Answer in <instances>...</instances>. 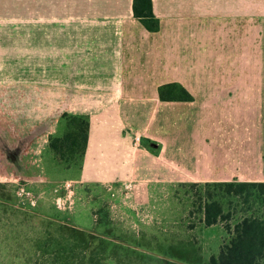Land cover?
Listing matches in <instances>:
<instances>
[{"label":"crops","instance_id":"obj_1","mask_svg":"<svg viewBox=\"0 0 264 264\" xmlns=\"http://www.w3.org/2000/svg\"><path fill=\"white\" fill-rule=\"evenodd\" d=\"M133 2L0 0V47L6 36L14 38L5 51L26 53L27 100L47 102L41 133L54 134L62 114L89 119L87 150L74 177L78 196L69 212L87 213L94 226L104 216L105 210L93 215V209L104 206L100 184L108 179L119 194L117 207L134 209L139 199L149 204L186 179L264 181L257 174L264 171L259 128L241 123L243 114L255 121L263 109L252 73L258 53L264 61V0H152L160 21L156 32L135 17ZM243 52L254 54L248 78L242 77ZM172 84L194 99L162 100L160 88ZM12 91L9 98L17 101V88ZM10 117L15 133L17 114ZM2 124L0 119V132H7ZM35 127L29 133L39 132ZM137 135L140 150L134 148ZM5 146L0 181H12L15 138ZM127 183L134 189L124 196L118 188Z\"/></svg>","mask_w":264,"mask_h":264},{"label":"rangeland","instance_id":"obj_2","mask_svg":"<svg viewBox=\"0 0 264 264\" xmlns=\"http://www.w3.org/2000/svg\"><path fill=\"white\" fill-rule=\"evenodd\" d=\"M21 37L25 42L26 37ZM3 39L5 42L1 44L4 46L0 47V119L2 129L7 128V132H0V147H6L5 142L12 143L15 138L18 158L17 177L12 181H0V264H211V257L218 256L221 245L228 239L224 223L205 224V182L219 181H179L170 195L160 192L146 205L141 203L144 199L141 198L134 209L130 204V207L126 204L117 207L119 194L113 193L114 188L110 190L114 181L108 179L105 183L109 184H100L104 185L99 194L104 206L93 209V215L105 210L102 218H96L99 223L92 225V216L85 212H69L76 204L79 184L74 177L81 166L66 168L57 161L48 145L51 136L67 132L69 119L64 117L65 114L56 118L57 129L50 137L41 133L43 126L40 124L44 118L40 115L46 110L47 102L27 100L31 90L27 82L31 79L27 76L26 53L5 51L11 49L14 38L6 36ZM247 39L243 38V42ZM257 56L258 67L252 75L257 76L258 92H263L262 99L257 101L263 109H259L255 121L249 112L243 114L241 123L257 124L260 156L264 152V61L261 53ZM253 57L254 54H242L243 78L250 76ZM14 82H17L16 87ZM13 88H17V101L9 98ZM37 88L40 90V86ZM11 112L17 114L15 133L9 130ZM209 123L205 118V124ZM31 125L39 132L29 133ZM133 134L131 132V137ZM180 136L178 141L182 143ZM257 174H264V171ZM68 181L72 186L66 189ZM22 188L41 195L40 201L35 206L29 205L20 196ZM118 189L125 196L134 188L128 190L124 185ZM125 207L130 209L128 216ZM150 209L156 212L148 211Z\"/></svg>","mask_w":264,"mask_h":264},{"label":"trees","instance_id":"obj_3","mask_svg":"<svg viewBox=\"0 0 264 264\" xmlns=\"http://www.w3.org/2000/svg\"><path fill=\"white\" fill-rule=\"evenodd\" d=\"M135 17L150 31L160 29L153 13L152 0H134ZM162 100H193L180 84L162 86ZM69 119L64 135L51 136L49 148L66 168L81 166L90 123L86 116L64 115ZM195 184L194 186H196ZM204 217L207 226L224 223L228 239L221 245L211 264H264V181L205 182Z\"/></svg>","mask_w":264,"mask_h":264},{"label":"built area","instance_id":"obj_4","mask_svg":"<svg viewBox=\"0 0 264 264\" xmlns=\"http://www.w3.org/2000/svg\"><path fill=\"white\" fill-rule=\"evenodd\" d=\"M134 148L135 150H140L141 146V136H135L134 138ZM72 186V184L68 181L65 183V187L66 189L70 188ZM110 190L113 188V184H111L110 186ZM125 187L128 189V190H131L133 188L132 184H125ZM20 196L23 197L25 200H27V202L29 203V205H32V206H35L39 201H40V198H41V195H36L34 193H32L31 191L29 190H25V189H21L20 191ZM58 207L59 208H62V205L61 204H58Z\"/></svg>","mask_w":264,"mask_h":264}]
</instances>
